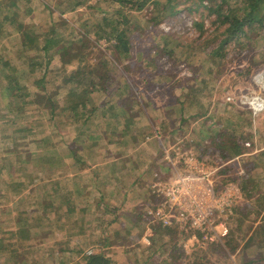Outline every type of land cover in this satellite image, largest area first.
<instances>
[{
	"label": "rangeland",
	"instance_id": "1",
	"mask_svg": "<svg viewBox=\"0 0 264 264\" xmlns=\"http://www.w3.org/2000/svg\"><path fill=\"white\" fill-rule=\"evenodd\" d=\"M70 2L0 0V264H84L87 250L108 256L113 264H264V256L257 257V253L264 255V245L259 244L264 235L249 246L239 241L240 232L246 240L264 221V22L227 37L226 24L216 21L204 1L181 0L171 15L169 10L153 9L151 1L138 11L110 0ZM107 20L126 31L128 54L112 49L114 37L111 25L105 26ZM19 23L29 26L25 39L37 38L31 48L19 42ZM81 31L89 35L85 62H111L105 84L113 93L124 83L121 76L131 78L132 89L126 85V90L137 89L138 102L127 96L129 111L137 112L141 122H148L149 116L160 121L161 128L175 123L157 130L162 141L156 167L146 164L139 150L133 151L130 158L135 163H131L138 173L132 180L121 177V186H94L108 178L98 176L93 183L99 172L93 167L78 178L82 125L78 113L65 102L69 87L61 82V69L71 70L79 60L61 67L56 48L70 41L82 43ZM29 58L41 59L43 64L26 71ZM6 73L20 76L17 83L23 89L18 98L4 89ZM40 76L52 90L46 93L53 111L49 98L43 104L32 102L38 100L32 95L37 88L33 78ZM228 94L240 98L256 94L263 108L254 117L247 106L226 101ZM104 95L96 91L90 99L98 104ZM138 96L148 106L142 108ZM144 146L146 154L157 148V144ZM175 152L192 153L205 168L214 170L209 176L210 195L220 196L232 187L228 217L233 220L225 219V235L194 238L184 229L164 227L159 220L152 221L157 220L152 215V220L146 216L147 209L161 201L151 192L154 173L171 180L176 176L173 164L180 172L187 170ZM137 174L143 175L144 182L135 187ZM229 228L233 237L227 243Z\"/></svg>",
	"mask_w": 264,
	"mask_h": 264
},
{
	"label": "trees",
	"instance_id": "2",
	"mask_svg": "<svg viewBox=\"0 0 264 264\" xmlns=\"http://www.w3.org/2000/svg\"><path fill=\"white\" fill-rule=\"evenodd\" d=\"M76 1L79 5L82 4L85 0H70ZM115 3H119L121 7L127 10H141L145 7L146 3L151 1L152 8L156 11L159 10V7L162 10H169V15L176 13L178 10V4L181 3V0H110ZM201 3L204 1L206 5L208 6L209 13H214L216 17V21L219 22V24H226L224 28V32L227 34V37H232L236 34L237 31L242 32L244 27H249L255 22L263 23L264 22V0H238L237 4L230 5V0H199ZM239 11L242 14H239ZM161 15H167L163 11H160ZM164 13V14H163ZM106 27H109L111 25V32L110 34L112 37H114V42L111 44L112 49L118 53H126L128 54L131 45L128 41V36L126 31L119 29L117 24L107 20L105 23ZM29 26H27L24 23H19L16 25V30H20L21 35V41L20 44H22L25 48H31L30 46H34L32 43L37 40L36 36L29 37L28 39H25L30 35L29 32ZM81 41L82 43H77L76 41L68 43L66 46L58 45L56 48V51L59 52L60 59L62 61V64L66 63H72L75 58L79 60V65L74 67L71 70H68L66 67L62 69V76H61V82L62 84H65L67 87H69L68 96L66 97V102L69 104V108L74 112L77 113V104H84L85 100L90 99V95H92V92L97 87L98 90L104 89L105 83H108V76L110 74L109 71V63L105 59H99L96 64L92 65L89 64L87 61L85 62L86 57V51H85V41L88 40L89 37L88 33L82 32ZM109 35V33L107 34ZM228 38H225L224 41H226ZM47 42H54L58 43V40L51 41L50 39L47 40ZM46 42V43H47ZM44 43V45L41 47L44 51V54L47 53V45ZM82 44V46H81ZM35 49V47H34ZM73 56V58H71ZM34 57V56H33ZM39 59V58H36ZM47 58H44L46 60ZM22 61H24L22 59ZM50 61V60H49ZM48 61V62H49ZM47 62V63H48ZM28 68L26 71H32L34 67H36V64H43V62L40 60L33 61L32 58H29L28 60ZM46 63V62H45ZM46 63V64H47ZM84 63V64H83ZM46 67V65H45ZM88 68V70L84 71V68ZM47 73L44 72L43 76ZM15 75V76H14ZM43 76H40L39 78H33V84L35 83L37 85L36 91L32 94L33 97H37L38 100H32L33 103H39L43 104V102L48 100V93L46 91H52L48 90L47 86L45 85L43 81ZM20 76L15 73L10 75L9 73L5 74L6 78V85L5 90L7 91L8 95L12 97L18 98L19 92L23 89L22 87H19L17 83V79ZM36 81H35V80ZM105 84V85H103ZM56 87H53V89L56 90ZM100 88V89H99ZM97 90V91H98ZM43 91V92H41ZM47 103V102H46ZM25 102H21L20 106H24ZM48 104L51 106V111L55 110L54 105L51 103L50 98L48 100ZM19 106V107H20ZM62 109V106H61ZM15 122V120H12ZM236 153L239 152L238 150H235ZM49 202V200H46ZM232 217V216H231ZM230 217V218H231ZM114 218V217H113ZM229 218V219H230ZM228 219V220H229ZM114 219H111L110 221H113ZM233 219H230L229 222H232ZM258 222L257 226L253 229L250 236L245 240L244 236L240 232V244L244 246H249L251 241L257 238V236L264 235V221ZM241 225V223H240ZM171 232H174L175 229H170ZM169 230V231H170ZM232 234L229 233L226 236L227 243L229 241H232ZM234 241V240H233ZM245 241V242H244ZM259 244L264 245V237L263 239L259 240ZM259 255V256H258ZM264 255L257 253L258 258H262ZM186 264V262H184ZM247 263V262H246ZM245 262L243 264H246ZM84 264H113L111 262V259L101 253H92L89 255H86V259Z\"/></svg>",
	"mask_w": 264,
	"mask_h": 264
},
{
	"label": "crops",
	"instance_id": "3",
	"mask_svg": "<svg viewBox=\"0 0 264 264\" xmlns=\"http://www.w3.org/2000/svg\"><path fill=\"white\" fill-rule=\"evenodd\" d=\"M60 62L62 67V65L64 64H62L61 59ZM108 63L109 65L111 64V62ZM70 64L72 63L69 64L66 63L65 65H70ZM110 66H109V71H111ZM121 78L124 79V83L114 93L111 89L108 88L107 84L106 85L103 84L105 85L104 86L105 90L104 89L98 90V88L96 87L95 90L92 92L93 94L97 90L101 91L102 93L105 94L104 96L107 97L106 100L104 97V100H101L100 102H97L98 104H95L93 102V99L92 100L89 99V100H85L84 104H79L77 107L78 123L82 125L81 128L78 129V178L80 179V177L82 176V171H86L87 169H90L92 167L95 168L96 170H99L98 173L95 172L94 174L95 178L92 182L94 183L95 180H98L99 178L98 176H103V175H105V177H107L108 179L105 178L107 180H103L102 182L97 181L96 183H94L95 184L94 186H96L97 188L103 186L112 187V185L121 186L124 184L120 180V178L123 176H130L132 180V178L135 175L134 173H138L136 172V168H135L136 166H133L135 165L134 164L135 162L131 161L130 158L133 151L139 150V156L145 155L146 164L153 163V167H156L154 165L158 163L157 151L159 150L158 148L161 145L162 139H160V137L156 133L157 130L161 128L159 127V125L160 124L162 125V123L160 121L151 120L150 116L148 122H141L138 119L140 118V116L136 115L137 112L129 111V109L131 108V100H128L127 96L129 99L132 96V99L133 100L136 99L135 101L138 102L137 97L134 96V94H138V90L137 89H135V91L131 90V92L127 91L126 85L130 89H132L129 84V82H131V78L130 77L125 78L124 76H121ZM112 95L114 96V98L111 99L110 96ZM138 98L142 108L148 106V102L147 103L143 102L140 99V96H138ZM146 101H148L147 97H146ZM125 104H128V107ZM149 104L151 105L152 102L150 101ZM67 106L69 107V104H67ZM157 108H159L160 111L163 110L159 106H157ZM77 113H75V115ZM158 115L162 117L161 112ZM126 120L127 122H125ZM174 124L175 123L171 121V123L168 126H166V128H161V129L172 128ZM86 125L89 127L85 128L84 126ZM144 127H148V128L144 129ZM144 130L147 131L144 132ZM167 136H169L170 138V135ZM152 144H157V148L155 150L152 151L150 148L147 154L142 152V150L145 149L144 145L150 147L152 146ZM34 145L36 144H33L32 147ZM132 145L134 146V148ZM94 159L97 160L96 163L92 162V160L94 161ZM229 161L230 160H227L225 162H229ZM86 163H88L89 166ZM137 175H138L137 180L132 184L135 187L138 186L140 182H144L142 181L143 175L142 174H137ZM117 178L119 179L117 180ZM132 185H127V187L128 186L130 187ZM101 189L103 191V188ZM78 193L80 194V192ZM104 194L105 193L103 192L100 195L104 196ZM122 194L125 196L126 195L125 191H123ZM116 206H114L113 204V208Z\"/></svg>",
	"mask_w": 264,
	"mask_h": 264
},
{
	"label": "built area",
	"instance_id": "4",
	"mask_svg": "<svg viewBox=\"0 0 264 264\" xmlns=\"http://www.w3.org/2000/svg\"><path fill=\"white\" fill-rule=\"evenodd\" d=\"M225 100L233 102L237 107H240V104L247 106L254 117L263 108V100L256 94L245 98L242 96L240 98V94L236 97L228 94ZM246 145L249 143L247 142ZM165 156L170 160L169 154L166 153ZM175 156L178 162H183L187 170L183 169L184 174H182L181 170L173 164L176 176L171 180L161 179L158 174H154L150 185L151 192L160 197L161 201L147 209L146 216L152 215L157 220H152L149 216L150 219L159 220L164 227L178 228L182 231L184 229L194 238L197 234L209 239L220 234L225 235L227 233L225 219L228 220V216L231 215L229 214V207H232L229 192L233 191L232 187H228L227 191L220 196L210 195L212 183L209 176L214 170L205 168L192 153L175 152ZM86 253L89 255L93 252L87 250Z\"/></svg>",
	"mask_w": 264,
	"mask_h": 264
},
{
	"label": "bare ground",
	"instance_id": "5",
	"mask_svg": "<svg viewBox=\"0 0 264 264\" xmlns=\"http://www.w3.org/2000/svg\"><path fill=\"white\" fill-rule=\"evenodd\" d=\"M257 78H259V75L257 76ZM264 83V81H262Z\"/></svg>",
	"mask_w": 264,
	"mask_h": 264
}]
</instances>
